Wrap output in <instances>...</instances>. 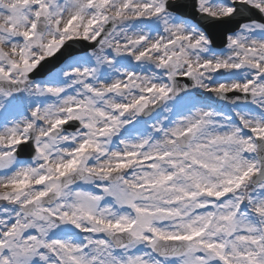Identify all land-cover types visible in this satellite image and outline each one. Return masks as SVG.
Segmentation results:
<instances>
[{
  "label": "snow or ice",
  "instance_id": "obj_1",
  "mask_svg": "<svg viewBox=\"0 0 264 264\" xmlns=\"http://www.w3.org/2000/svg\"><path fill=\"white\" fill-rule=\"evenodd\" d=\"M0 264H264V0H0Z\"/></svg>",
  "mask_w": 264,
  "mask_h": 264
}]
</instances>
